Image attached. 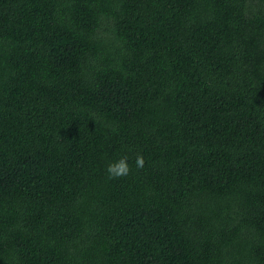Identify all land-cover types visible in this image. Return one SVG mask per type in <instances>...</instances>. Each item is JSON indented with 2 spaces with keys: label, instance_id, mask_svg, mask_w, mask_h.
<instances>
[{
  "label": "trees",
  "instance_id": "trees-1",
  "mask_svg": "<svg viewBox=\"0 0 264 264\" xmlns=\"http://www.w3.org/2000/svg\"><path fill=\"white\" fill-rule=\"evenodd\" d=\"M0 264H264V0H0Z\"/></svg>",
  "mask_w": 264,
  "mask_h": 264
},
{
  "label": "clouds",
  "instance_id": "clouds-1",
  "mask_svg": "<svg viewBox=\"0 0 264 264\" xmlns=\"http://www.w3.org/2000/svg\"><path fill=\"white\" fill-rule=\"evenodd\" d=\"M129 158L122 156L119 159L110 162L107 166V173L110 178H120L129 175L131 168L129 164ZM135 164L138 169H142L145 165V158L142 154L137 155L135 158Z\"/></svg>",
  "mask_w": 264,
  "mask_h": 264
}]
</instances>
